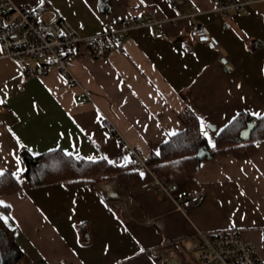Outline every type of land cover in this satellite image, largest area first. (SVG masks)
<instances>
[{"label": "crops", "instance_id": "obj_1", "mask_svg": "<svg viewBox=\"0 0 264 264\" xmlns=\"http://www.w3.org/2000/svg\"><path fill=\"white\" fill-rule=\"evenodd\" d=\"M13 1L38 19L55 14L81 35L116 27L122 18L161 21L131 29L119 52L72 61L77 82L58 68L23 80L0 44V170H22L15 176L21 189L0 195L10 205L0 214L23 251L16 264H202L189 249L198 230L228 228L251 241L264 261V140L250 157L219 152L176 181L175 194L204 193L185 212L170 196L142 186L151 179L147 171L128 185L117 178L34 185L21 156L24 149L33 155L59 149L126 167L130 152L103 126L106 118L147 161L185 128L186 108L203 121L210 146L240 112L264 115V0L227 13L213 0ZM195 21L226 47L230 63L192 37Z\"/></svg>", "mask_w": 264, "mask_h": 264}, {"label": "built area", "instance_id": "obj_2", "mask_svg": "<svg viewBox=\"0 0 264 264\" xmlns=\"http://www.w3.org/2000/svg\"><path fill=\"white\" fill-rule=\"evenodd\" d=\"M167 1L177 3L182 0ZM213 1L215 9L223 13L231 10L246 11L250 2V0ZM160 22L154 15L128 17L120 19L116 27H107L97 33L81 35L55 14L50 13L46 19H38L33 11L16 4L13 0H0V44L4 55L15 61L23 80L46 75L52 69L58 68L67 75L69 81L77 82L70 70L72 61L88 56L105 58L113 52H119L131 29ZM190 34L198 41L217 49L220 63L223 65L230 63L228 50L211 34L206 25L195 21ZM156 35L161 36L162 31L158 30ZM85 101L86 99L81 97L78 103L82 104ZM103 126L115 131L130 152L127 166L135 172H149L151 179L144 181L143 187H152L170 196L177 208L183 212L204 200L203 191L175 194L178 189L177 182L170 181L167 176L158 175L143 157L141 149L127 142L111 119L106 118ZM111 200L113 204H126L116 199ZM189 249L197 253L202 264H264L258 257L254 244L234 228L211 232L198 230L196 240L189 244Z\"/></svg>", "mask_w": 264, "mask_h": 264}, {"label": "trees", "instance_id": "obj_3", "mask_svg": "<svg viewBox=\"0 0 264 264\" xmlns=\"http://www.w3.org/2000/svg\"><path fill=\"white\" fill-rule=\"evenodd\" d=\"M185 128L172 135L161 146L159 153L147 158V163L160 176H167L170 181L192 177L203 160L219 152H232L238 158L250 157L257 151V141L264 140V115L254 116L242 111L219 133L216 144L210 146L201 131L198 115L191 108H186L180 115ZM250 128L245 137L243 132ZM26 165L25 174L34 185L62 181L67 184L106 181L117 178L128 185L136 181L137 172L127 165L121 167L104 160H88L68 156L59 149L33 155L27 149L21 151ZM21 184L10 171L0 176V195L18 191ZM8 207L0 206L1 211ZM1 216V214H0ZM0 241L3 251V264H16L23 251L15 240L14 230L0 219Z\"/></svg>", "mask_w": 264, "mask_h": 264}, {"label": "snow or ice", "instance_id": "obj_4", "mask_svg": "<svg viewBox=\"0 0 264 264\" xmlns=\"http://www.w3.org/2000/svg\"><path fill=\"white\" fill-rule=\"evenodd\" d=\"M41 2H42V0H41ZM0 103H2V101H0ZM256 115H260V114L257 113ZM204 127H205L204 123H203V121H201V131L203 132L204 135H207V132L204 131ZM172 134L175 135V133H172ZM66 155L71 156L72 153H66ZM19 163H20V161H19V159H17V164H19ZM20 171H22V170L18 169L16 173H13V175L14 176L18 175ZM2 175H4V172L2 170H0V176H2ZM141 175H143V174H141ZM0 206L10 207V205H4V202H2V201H0ZM0 219L7 221L8 217L0 216Z\"/></svg>", "mask_w": 264, "mask_h": 264}, {"label": "water", "instance_id": "obj_5", "mask_svg": "<svg viewBox=\"0 0 264 264\" xmlns=\"http://www.w3.org/2000/svg\"><path fill=\"white\" fill-rule=\"evenodd\" d=\"M249 131H250V128L246 129L244 132H243V136H247L249 134ZM3 260H4V257H3V252L0 250V264H3Z\"/></svg>", "mask_w": 264, "mask_h": 264}, {"label": "rangeland", "instance_id": "obj_6", "mask_svg": "<svg viewBox=\"0 0 264 264\" xmlns=\"http://www.w3.org/2000/svg\"><path fill=\"white\" fill-rule=\"evenodd\" d=\"M0 248H2L1 241H0Z\"/></svg>", "mask_w": 264, "mask_h": 264}]
</instances>
